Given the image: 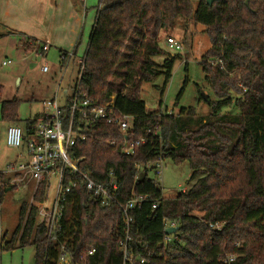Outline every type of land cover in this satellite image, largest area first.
Segmentation results:
<instances>
[{"label": "trees", "instance_id": "trees-1", "mask_svg": "<svg viewBox=\"0 0 264 264\" xmlns=\"http://www.w3.org/2000/svg\"><path fill=\"white\" fill-rule=\"evenodd\" d=\"M178 18L202 24L210 38L201 61L214 95L206 97V115L196 114L194 107L178 113L162 108L179 55H170L160 41ZM83 53L81 87L100 103L112 99L131 116L123 134L116 125L97 121L69 149L73 159L82 158L80 168L93 181L116 183L114 197L121 204L144 197L140 208L128 211L132 257L125 264H141L138 253L146 260L142 264H264V0L210 5L198 0L195 7L191 0H99ZM156 56H164L163 61L156 62ZM160 75L165 82L158 106L147 108L141 87ZM187 82L186 77L178 98ZM2 94L0 85V119L19 121L20 100H3ZM224 107L236 112L222 113ZM30 133L27 127L25 140ZM140 138L132 154L122 152V146ZM165 158L186 161L192 171L191 187L171 197H163L159 180L148 177L149 170L158 171L155 162ZM8 179L0 172V183ZM6 189L0 187L1 202ZM43 194L41 186L35 201ZM164 219L177 227L169 241ZM61 227L59 239L73 255L95 248L84 264H122L124 214L113 203L102 206L84 185L68 194ZM43 232L36 206L25 199L18 225L10 236L4 231L0 250L31 247L36 264H56V243L47 247Z\"/></svg>", "mask_w": 264, "mask_h": 264}, {"label": "built area", "instance_id": "built-area-1", "mask_svg": "<svg viewBox=\"0 0 264 264\" xmlns=\"http://www.w3.org/2000/svg\"><path fill=\"white\" fill-rule=\"evenodd\" d=\"M167 51H178L181 44L170 35L165 36ZM48 45H43L46 50ZM74 56L72 50L61 56V64L65 69L67 63ZM84 53L77 58V73L71 86V91L62 103L55 96L51 100L43 103L44 109L41 114L29 124L31 133L25 140L21 128L17 125H9L6 129V145L13 149H19L23 143L26 145V161H10L6 164L4 173L9 175V179L0 183V187H16L29 192V203L34 204L38 211V218L43 226V237L48 247L51 243H56L57 258L56 264H84L87 257L95 252L94 247L83 250L78 254L68 249L65 242L60 241L61 220L65 212V204L70 194L79 185H84L87 193L99 202L102 206L115 204L124 214V225L126 233L119 245L123 260L132 257L128 247L130 237L128 235L129 223L131 221L128 211L133 208H140L143 196L134 197L124 205L114 197L116 183L111 182L108 186L93 181L89 175L80 168L82 158L73 159L69 154V149L76 140H84L88 136V130L95 122L101 121L106 124L116 125L123 134L131 125V116L123 114L113 103L112 99L100 103L88 96L81 87L80 81L84 66ZM42 71L48 69L46 64H42ZM140 138L129 144L122 146V152L132 154L135 144L142 142ZM115 141H110L113 146ZM151 163H147L150 166ZM158 169L156 175L160 179L162 161L155 162ZM43 186V197L35 201V196L40 187ZM157 204L152 205L156 208ZM2 213V202L0 201V216ZM165 227H175L176 223L164 219ZM3 228L0 221V242ZM170 240V235H165V241ZM139 263L146 260L142 254H136ZM231 261L232 258H229Z\"/></svg>", "mask_w": 264, "mask_h": 264}, {"label": "rangeland", "instance_id": "rangeland-1", "mask_svg": "<svg viewBox=\"0 0 264 264\" xmlns=\"http://www.w3.org/2000/svg\"><path fill=\"white\" fill-rule=\"evenodd\" d=\"M98 0H95L97 3ZM198 0H191L193 7ZM87 12L94 14V9L87 6ZM205 27L199 23L186 24L183 18H178L175 27L169 32V35L175 38L181 44L178 51H168L170 55L178 54L179 57L174 60L171 77L168 80L162 99V108H167L173 113H178L182 108L194 107L195 113L206 115L209 113V107L206 97L214 99V95L208 87L202 71V57L210 47V38L205 33ZM165 36L162 35L160 45L166 49ZM82 54L81 50L78 56ZM56 49H51L48 56L42 62L36 61L33 56H24L17 52L0 53V84L3 86L2 99H12L16 97L20 100L18 107V116L21 128L24 126V120L42 109V101H47L55 97V91L58 83L60 88L57 93V99L62 103L64 90L71 91V86L75 78V72L78 69L77 64L71 61L68 68L61 69L58 64ZM164 56H156L154 60L158 63L163 61ZM7 60H9L7 62ZM2 61H6L3 65ZM42 64H46L48 69L42 71ZM187 65V71L185 70ZM63 73V74H62ZM61 75L63 76L61 79ZM188 82L184 86L182 94L179 96L185 78ZM61 79V80H60ZM165 82L164 75H160L151 82L143 83L140 90V97L145 102L147 108H156L160 100V93ZM69 87V88H68ZM178 98V99H177ZM222 113H233L236 109L224 107ZM8 122L0 120V161L12 159L13 150L5 145L4 135H6V125ZM8 147V148H7ZM138 176L143 175V169H139ZM160 179L151 170L148 171V177L157 181L163 197H171L175 194L187 190L192 182H188L191 177V169L186 161L180 164L173 163L169 158L162 160ZM3 213L0 221L3 230L6 229L10 236L18 225V214L23 198L18 188L11 189L4 193ZM5 231V230H4ZM31 247L14 248L12 250H0V264H28Z\"/></svg>", "mask_w": 264, "mask_h": 264}, {"label": "crops", "instance_id": "crops-1", "mask_svg": "<svg viewBox=\"0 0 264 264\" xmlns=\"http://www.w3.org/2000/svg\"><path fill=\"white\" fill-rule=\"evenodd\" d=\"M88 4L90 8L94 9V14L87 12ZM98 4L99 0L97 3H95V0H0V53H5L6 55L9 50H12V52L15 51L24 56L31 55L34 59L36 57V61L42 62L51 49H56L58 64L62 69L61 52L74 50V56L67 63L66 68H63L66 70L72 60L74 64H77L79 50L83 53L87 47L89 35L95 22ZM45 44L48 45V48L43 50L42 47ZM5 63L6 61L1 62L3 65ZM62 77L61 75V79ZM59 88L60 83H58L54 93L56 97ZM68 94V89H65L63 101ZM45 101H42V103ZM43 109L44 106H42L40 111L26 118L23 128L18 124L20 122L19 119V122H8L5 129L9 125H17L25 136L27 127L29 128V123L26 122L32 123ZM3 141H5V137ZM9 149L13 150L14 157L0 161L1 173H4L3 170L8 162L19 160V156L21 161H26L27 149L24 143L19 149L10 147ZM7 188L6 192H9L11 189L10 187ZM19 190L23 198L27 196L29 198L28 190ZM3 210L2 202V213ZM4 230L7 232L6 229Z\"/></svg>", "mask_w": 264, "mask_h": 264}, {"label": "water", "instance_id": "water-1", "mask_svg": "<svg viewBox=\"0 0 264 264\" xmlns=\"http://www.w3.org/2000/svg\"><path fill=\"white\" fill-rule=\"evenodd\" d=\"M205 1L208 5H210L214 0H205ZM245 3L247 4V2H245ZM175 231H177V227H168L165 229V234L168 235L170 233H174ZM35 253H36V251L33 249L31 254H30L28 264H36Z\"/></svg>", "mask_w": 264, "mask_h": 264}]
</instances>
